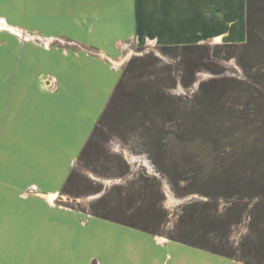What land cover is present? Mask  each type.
Returning <instances> with one entry per match:
<instances>
[{
  "label": "crops",
  "instance_id": "1",
  "mask_svg": "<svg viewBox=\"0 0 264 264\" xmlns=\"http://www.w3.org/2000/svg\"><path fill=\"white\" fill-rule=\"evenodd\" d=\"M0 19V264H239L62 203L122 71L84 47L19 50L15 33L111 56L128 40L243 42L247 0H0Z\"/></svg>",
  "mask_w": 264,
  "mask_h": 264
},
{
  "label": "rangeland",
  "instance_id": "2",
  "mask_svg": "<svg viewBox=\"0 0 264 264\" xmlns=\"http://www.w3.org/2000/svg\"><path fill=\"white\" fill-rule=\"evenodd\" d=\"M11 28L8 24L0 26V33L12 31ZM15 34L16 46L19 50L26 46L84 47L108 61L113 67L120 68L122 72L133 57L151 54V66L143 77L145 83L142 85L144 87L159 85L170 94L192 96L203 80L215 77L226 79L220 83L221 87L225 88L224 96L229 103L238 105L239 109L247 106L253 96H259L261 103L257 108L259 110H255L253 106L254 114L252 113L251 117L242 112H237L239 118L228 116L231 120L224 125L220 123L217 125L212 142L206 149L198 145V140L191 143L189 138H192V134L189 137L183 136L184 134H181L174 122L166 124L165 132L170 134L167 147L169 158L166 160L169 165L168 173L179 177V185L192 190L191 193L179 195L175 192L168 175L161 172L148 153L143 151L141 136L145 134V129L141 122L138 118L125 113L120 123L104 126L101 148H99L101 157L94 159L90 167L83 163L78 164L76 170L80 176L76 180L78 187L75 190L79 189L85 193L80 195L63 193L61 199L63 204L91 212V205L96 203L98 198L109 192L113 185H120L124 187L122 194H119L117 189L110 193L111 200L115 203L127 208L130 205L127 197L129 194H135L134 201L140 210H147V206H150L151 210H163L166 219L158 226L161 232L159 235L166 238L173 236L203 245L214 243L224 251L235 252L242 259V264H264V178L263 188L260 191L259 188L255 190L244 188L243 184L237 187H229V185L219 187L209 176V171L213 167H218L219 171H225L230 166H241L239 153L243 142L238 139L239 135L250 134L252 140L262 139L264 142V69L262 64L264 54L259 55L253 52L241 54L240 51L233 53L232 50L223 46L224 43L233 42L229 40L176 44L209 45V51L204 59L209 69L198 68L195 81L189 87H185L180 80L182 50H179L177 55H175L176 51L165 53L160 48L161 45L153 40L119 41V54L111 56L104 55L102 49L91 48L76 41L32 38L30 32L24 30ZM0 43H7V40H0ZM188 51L194 52L195 57L201 56L204 52L194 48ZM174 77H177V80ZM140 90L137 92L139 93ZM186 139H189L188 143ZM119 157L125 164L119 160ZM254 157V164L264 159L263 148L259 149ZM147 181L150 186L145 189L143 184ZM100 184L103 185L102 190L93 192V189ZM209 195L214 198L211 199ZM208 200L210 204L206 207L209 211L217 209V213L221 214L225 221H234L240 215L241 221L231 224L229 228L222 223L223 221L210 224L207 226L211 231L208 235L209 239L203 234L204 226H201L200 222L187 221L185 217L182 219L189 203L193 201L199 203L197 207L199 215L202 209H206V207L203 208L202 203ZM98 208L113 214L111 209L102 208V204H99ZM132 209L128 212L131 213ZM122 218L125 217L122 215ZM220 239L224 241L222 244L219 243Z\"/></svg>",
  "mask_w": 264,
  "mask_h": 264
},
{
  "label": "trees",
  "instance_id": "3",
  "mask_svg": "<svg viewBox=\"0 0 264 264\" xmlns=\"http://www.w3.org/2000/svg\"><path fill=\"white\" fill-rule=\"evenodd\" d=\"M223 46L232 50L233 53L240 51L241 54L250 52L259 55L261 53L262 55L264 54V0H247L246 40L243 42L224 43ZM160 48L165 53L176 51L175 55L179 53V50H182L180 54L181 57H183L180 60V80L185 87H189L195 81V73L198 68H208L206 65L207 61L204 60L209 51V45L207 44L161 45ZM193 48L204 50V52L201 53V56L196 55L195 57L194 52L188 51V49ZM151 59V54H147L133 57L128 62L105 109L79 155L78 164L83 163L85 166L90 167L93 165L92 162L94 159L101 157L99 148H101L104 126L120 123L123 115L126 113L138 118L145 129V134L141 136L143 138V151L148 153L150 159L161 172L168 175L175 192L179 195H185L191 193L192 190L182 188L179 185V177H174L172 174L168 173L167 167L169 165L166 160L169 158L167 147L169 146L168 138H170V134L165 132L166 124L168 122H174L176 128L182 135L184 134L183 136L186 135L189 137V135L192 134V138H189L191 143L198 140V145L206 149L212 142L213 132L219 123L220 125H224L225 122L231 120L228 116L239 118L237 112L245 113L246 116L251 117L253 106H255V110H259L257 108H259V104H261L260 97L253 96L251 102L247 103V106L239 109L240 107H238V105L229 103L224 96L225 88H222L220 83L226 79L215 77L209 80H203L192 96L170 94L159 85L150 87L145 86V88L142 85L145 83L143 77L151 66ZM262 64L264 69V63ZM174 79L177 80V77H174ZM140 88L143 91L140 90ZM137 90H140L139 93ZM172 98L174 100H169ZM189 139H186L187 143ZM238 139L243 142L239 153L241 166H230L225 171H219L218 167H213L209 171V176H211V179H213L219 187L225 185L237 187L243 184L244 188H250L251 190L259 188L261 191V188H263L262 180L264 178V162L262 160L264 159L260 158L262 160L259 159L260 161L254 164V156L259 149L263 148L264 150V142L262 139L260 141L252 140L250 134L239 135ZM119 160L125 164L120 157ZM77 166L72 169L64 183L61 190L62 194L69 193L80 195L85 193L79 189L78 191L75 190V188L78 187L76 180L80 176L76 170ZM259 183H261V185ZM149 186L150 184L148 181L143 184L145 189ZM102 188L103 185L100 184L93 189V192H99ZM123 188L124 187L120 185H113L109 192L104 193L98 198L96 203L91 205L90 213L147 232L161 234L158 230V226L165 222L166 219L163 210H151L150 206H147V210H140L136 205V201H134L135 194H129V197H127V200L130 202L127 208L111 200L110 193L117 189L119 190V194H122ZM257 193L259 194V192ZM209 197L211 199L214 198L212 195H209ZM99 204H102V208L104 209H111L113 214L101 211L98 208ZM198 204L199 203L195 201L189 203L184 210L182 219L185 217L187 221L200 222L201 226H204L203 234L205 236H208L211 232L208 230L207 226L212 223H220V221H223L222 223L229 228L231 224L241 221L240 215L234 221H225V218H222V215L217 213V209L209 211L206 206L210 204V200L202 203L203 208L206 207V209H202L198 215ZM153 207L155 208V205ZM131 208H133V211L129 213L128 211ZM122 215L125 218H122ZM208 238L210 239L209 236ZM170 239L234 258L238 260L239 264H242V259L239 258L235 252L224 251L212 242L210 245H203L173 236H170ZM223 242V239H220L219 243L222 244ZM94 264H97V262L94 261Z\"/></svg>",
  "mask_w": 264,
  "mask_h": 264
}]
</instances>
